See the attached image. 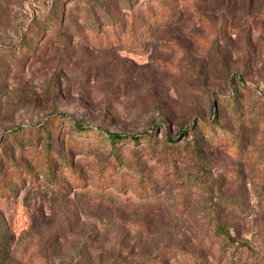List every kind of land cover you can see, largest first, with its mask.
Listing matches in <instances>:
<instances>
[{"label": "rangeland", "instance_id": "374dc122", "mask_svg": "<svg viewBox=\"0 0 264 264\" xmlns=\"http://www.w3.org/2000/svg\"><path fill=\"white\" fill-rule=\"evenodd\" d=\"M126 1L134 35L102 25L125 0H0V264H264V0Z\"/></svg>", "mask_w": 264, "mask_h": 264}, {"label": "trees", "instance_id": "16d2710c", "mask_svg": "<svg viewBox=\"0 0 264 264\" xmlns=\"http://www.w3.org/2000/svg\"><path fill=\"white\" fill-rule=\"evenodd\" d=\"M179 0H172V1H165V0H157V5L155 7L154 11H149V16H151L152 18L156 19V17H159V22L158 24L163 25V24H167L170 21H172V19H174L176 16L179 15V13L181 11H183V9H185L187 6L190 5V2H193L195 0H191L190 2H186L187 0H181L180 4H177ZM125 5H128V1L125 0ZM134 9V5H128V6H123L120 3L117 4H112L110 6H106L103 11H102V15L105 17L104 20L106 22H103L102 25L105 26H109L112 29V32H116V31H124L126 30L128 32L129 35H134L135 32L138 30V25L136 24L135 20H129L126 21V18L124 17L129 16L130 14L126 13L127 11H133ZM158 11V12H157ZM90 12V11H88ZM97 14H93L92 19H93V23H92V36H89V34L87 35V38L89 40H93V42H100L103 37L105 41H109V39L107 38L106 35H104V29L101 28V25H99V23L97 22L99 20V18L101 16H96ZM101 21V20H100ZM128 22V24L126 23ZM74 23H78V21L76 20L75 22H73V24L69 25L68 27L65 28V26L63 25V23L57 21L56 24H54L56 26V37H61L64 38V34L66 31H74L73 33H78L77 29L75 30H70L69 27L72 25H75ZM78 25V24H77ZM140 27V26H139ZM143 27V26H141ZM75 35L72 34V37H74ZM133 37V36H132ZM74 124V129L75 131H77L79 134L83 133V132H89L90 130H88L87 128H83L81 125H79V123L77 122H73ZM211 126L208 127V131H211ZM46 136H47V144L45 146V153L46 156L44 158V170H45V177L51 179L53 182H55V184L57 186H59L62 183V171L66 170L68 171V173L70 175H74V179L78 180V175L74 173L73 169H72V165L70 164V162L68 160H66V158H63V164L62 166L65 168H60V170H58V165H56L54 158L59 156L58 151L54 148L53 146V134L50 131L46 132ZM100 136L102 137L103 141L102 143L97 142V145H106L108 144V159L110 157L111 160L115 161V155H116V151H117V147L119 145V142H121L122 140H125L128 138V136L126 135H122L120 133H116V132H107V134L103 135L100 134ZM165 136L168 138V134L165 133ZM143 139H148L150 140V136L147 134L146 136L143 137ZM137 140V136H131L129 142L130 143H135ZM107 142V143H106ZM171 149V147H170ZM195 152V155L198 156V152L194 149L193 150ZM55 158V159H56ZM107 161V163H105V166H102L99 171V175H98V179L102 180L104 179V171L110 169L112 167V165L110 164V161ZM107 165V166H106ZM220 231H226L223 228L219 229ZM180 253V250L177 249H168L167 248H162L159 250H155L153 256L147 260V262H141L140 264H167V255L170 257H175L176 255H178ZM105 264H110V263H105ZM192 264H195V262H192Z\"/></svg>", "mask_w": 264, "mask_h": 264}]
</instances>
